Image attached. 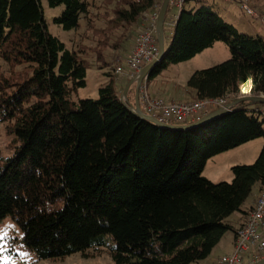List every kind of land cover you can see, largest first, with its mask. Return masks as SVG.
Masks as SVG:
<instances>
[{
  "label": "trees",
  "instance_id": "obj_1",
  "mask_svg": "<svg viewBox=\"0 0 264 264\" xmlns=\"http://www.w3.org/2000/svg\"><path fill=\"white\" fill-rule=\"evenodd\" d=\"M48 2L64 6L55 23L85 27L92 44L71 50L52 34L43 0H0V59L8 65L0 69V122L13 137L11 153L0 155V222L11 216L38 259L107 249L116 264H203L253 211L246 202L255 187L264 190V145L254 163L232 167L231 182L203 171L212 157L264 139L261 107L242 101L188 130L143 119L123 100L115 71L163 0ZM173 28L149 84L222 41L231 56L193 72L189 100L264 95V34L240 32L209 0H187ZM92 57L111 80L98 98L75 101Z\"/></svg>",
  "mask_w": 264,
  "mask_h": 264
},
{
  "label": "rangeland",
  "instance_id": "obj_2",
  "mask_svg": "<svg viewBox=\"0 0 264 264\" xmlns=\"http://www.w3.org/2000/svg\"><path fill=\"white\" fill-rule=\"evenodd\" d=\"M247 2L253 9L255 15L249 14L243 7L242 3L232 0H209L216 7L221 16L228 22L234 24L240 32L249 34H264V0H241ZM97 4V6L105 7L103 0H89ZM104 4V5H103ZM44 10L49 30L52 34L58 36L69 49L78 48L81 43L92 44L90 39L84 38L86 28L83 27L79 31L66 30L61 25L55 23V16H59L64 6L51 7L48 0H43ZM100 7L99 9H102ZM176 12L172 9L167 15L169 20L171 14ZM263 14H262V13ZM263 15V17H262ZM91 32V31H90ZM174 28L165 24V42L167 51L171 48L173 41ZM88 34V33H87ZM215 47H211L192 58L191 60L171 65L169 68L162 70V78L176 83L178 86H187L188 80L194 71L198 69L208 68L217 65L231 56V50L228 45L222 41L217 42ZM91 64L88 67L87 85L77 89L73 93V99L92 98L96 99L99 96L100 87L109 84L111 77L107 75L109 69H99L93 63V57L90 59ZM21 67H18L20 69ZM127 68V67H126ZM0 69L8 70V65L0 59ZM121 74L118 75L120 77ZM160 74L157 80L160 79ZM154 82V81H153ZM254 96H263L254 95ZM240 98V97H239ZM189 100V99H188ZM192 100V99H191ZM264 107L262 104L253 105ZM210 111V110H209ZM212 111V110H211ZM12 135L8 133L4 125L0 122V155L6 156L12 150ZM264 145V139L258 138L249 141L235 149L220 153L208 160L203 174L211 181L218 183L222 181L231 182L234 179L232 167L240 164H252L256 161ZM258 193V188L255 187L253 194L246 202V206L250 205ZM262 192H260L261 195ZM259 195V196H260ZM259 198V197H258ZM240 213H235L230 220L236 224ZM234 235L233 230H229L221 242L214 249L211 256L203 261V264H209L213 257L222 253V246L229 243ZM0 264H116L107 249L94 251V255L85 256L78 252L72 255L59 259H38L36 254L24 246L23 231L21 227L14 221L11 216H7L0 222Z\"/></svg>",
  "mask_w": 264,
  "mask_h": 264
},
{
  "label": "built area",
  "instance_id": "obj_3",
  "mask_svg": "<svg viewBox=\"0 0 264 264\" xmlns=\"http://www.w3.org/2000/svg\"><path fill=\"white\" fill-rule=\"evenodd\" d=\"M187 0H171L176 10L166 23L174 27L180 12ZM234 1V0H232ZM237 1V0H235ZM242 7L251 15H255L247 2ZM160 9L150 12L132 40L123 62L116 69L122 74L127 67L132 78H137L142 68L154 60L159 54L157 37V19ZM149 75L145 76L139 88V101L142 110L159 120L168 123H187L199 115L226 106L230 101L226 97L206 98L199 100L171 101L165 97L154 95L149 89ZM264 116V107L260 108ZM264 259V190L259 196L253 211L244 224L238 228L234 251L220 256L217 264H257Z\"/></svg>",
  "mask_w": 264,
  "mask_h": 264
},
{
  "label": "water",
  "instance_id": "obj_4",
  "mask_svg": "<svg viewBox=\"0 0 264 264\" xmlns=\"http://www.w3.org/2000/svg\"><path fill=\"white\" fill-rule=\"evenodd\" d=\"M171 4V0H163L162 6L159 11L158 20H157V37L159 42V54L158 56L146 64L137 78H133L131 83L125 88L122 98L126 102H128V91L131 85L136 84V103L135 105H131V109L141 118L146 119L160 127L163 128H170V129H194L205 125L225 114H228L232 111V109L242 101H250L253 103L264 104V95L263 96H242L235 101L229 102L224 107H220L218 109L205 112L199 115L197 118L191 120V122L179 124V123H168L162 120H159L149 114H146L140 105L139 101V88L141 83L143 82L145 76L149 75L153 69L157 66V64L162 60L165 56L167 49H166V42H165V23L167 19V14L169 10V6ZM129 103V102H128ZM257 264H264V259L258 262Z\"/></svg>",
  "mask_w": 264,
  "mask_h": 264
},
{
  "label": "crops",
  "instance_id": "obj_5",
  "mask_svg": "<svg viewBox=\"0 0 264 264\" xmlns=\"http://www.w3.org/2000/svg\"><path fill=\"white\" fill-rule=\"evenodd\" d=\"M215 45L213 47H215ZM115 75L117 76L119 87L124 88V90L131 83L133 79L130 76L127 68H125V70L120 75V77H118V74L116 73V71H115ZM160 75H161L160 79L157 80L156 79L157 77H156L154 79V82L152 81L149 84V89L151 93H153L154 95L165 97L168 100L176 101V102L185 101L191 98L190 94L187 93V87L185 85L178 86V84L176 83H171V81L163 79L162 73ZM128 97H130V99L134 101V104L136 103V84H133L130 86L129 91H128ZM259 195H260V192L258 190L256 197L254 198L253 202L250 205H252L253 203L256 204L255 201L258 200ZM242 222H243V219L240 214V217L238 218V221L235 225L238 226ZM233 232H234V235L231 241L227 243L226 245H224V248L222 246V253L213 257L212 261L209 264H217V260L220 256L234 251L236 233L235 231Z\"/></svg>",
  "mask_w": 264,
  "mask_h": 264
},
{
  "label": "bare ground",
  "instance_id": "obj_6",
  "mask_svg": "<svg viewBox=\"0 0 264 264\" xmlns=\"http://www.w3.org/2000/svg\"><path fill=\"white\" fill-rule=\"evenodd\" d=\"M158 20V19H157ZM129 100V99H128ZM133 105H135V104H133Z\"/></svg>",
  "mask_w": 264,
  "mask_h": 264
}]
</instances>
